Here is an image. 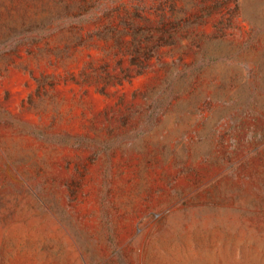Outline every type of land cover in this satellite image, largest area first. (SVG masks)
I'll use <instances>...</instances> for the list:
<instances>
[{"label": "rangeland", "instance_id": "1", "mask_svg": "<svg viewBox=\"0 0 264 264\" xmlns=\"http://www.w3.org/2000/svg\"><path fill=\"white\" fill-rule=\"evenodd\" d=\"M0 264H264V0H0Z\"/></svg>", "mask_w": 264, "mask_h": 264}, {"label": "trees", "instance_id": "2", "mask_svg": "<svg viewBox=\"0 0 264 264\" xmlns=\"http://www.w3.org/2000/svg\"><path fill=\"white\" fill-rule=\"evenodd\" d=\"M32 4L34 7L41 11L52 9L55 5L59 4L62 0H25Z\"/></svg>", "mask_w": 264, "mask_h": 264}]
</instances>
